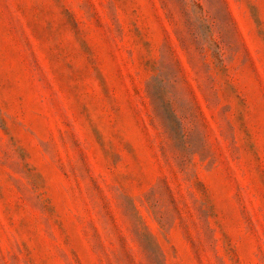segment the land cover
Segmentation results:
<instances>
[{
    "label": "rangeland",
    "instance_id": "obj_1",
    "mask_svg": "<svg viewBox=\"0 0 264 264\" xmlns=\"http://www.w3.org/2000/svg\"><path fill=\"white\" fill-rule=\"evenodd\" d=\"M0 264H264V0H0Z\"/></svg>",
    "mask_w": 264,
    "mask_h": 264
}]
</instances>
